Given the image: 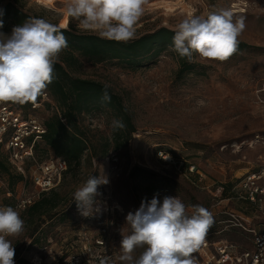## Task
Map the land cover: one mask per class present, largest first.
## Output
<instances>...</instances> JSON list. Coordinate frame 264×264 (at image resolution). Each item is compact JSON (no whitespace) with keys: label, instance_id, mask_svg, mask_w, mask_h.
I'll return each instance as SVG.
<instances>
[{"label":"rangeland","instance_id":"1","mask_svg":"<svg viewBox=\"0 0 264 264\" xmlns=\"http://www.w3.org/2000/svg\"><path fill=\"white\" fill-rule=\"evenodd\" d=\"M163 1H182V6L168 11L160 4ZM7 4L59 29L66 18V29L71 25L80 33L98 35L84 30L77 19L67 14L66 0H54L52 4L42 0H0V10ZM221 8L231 9L234 19L244 18L245 28L238 41L253 49L226 61L201 58L196 53L192 61L201 69L183 78L178 77V64L168 51L154 64L137 71L79 59V67L71 70V75L107 85L119 95L132 114L136 132L127 146L117 152L110 150L105 159H90L85 154L81 166L67 172L55 189L62 201L50 215L32 222L27 216L22 218L23 233L8 238L15 248L14 264H29L35 257L47 264L56 263L77 253L84 237L108 238L117 253L116 264H120L121 232L126 235L130 230L126 215L153 197L162 202L165 196H177L189 214L194 205L206 208L213 217L206 233L213 239L235 240L233 229L221 232L229 226V217L223 212L256 221L258 213L239 204L230 189L243 175L256 170L262 157L261 147L252 144V139L257 134L264 135V0H147L135 26L134 39L161 28L175 31L186 16H206ZM11 31L0 29L5 35ZM62 56L60 53L58 61ZM55 113L58 114L55 108L42 109L36 117L45 122ZM112 123L108 113L102 111L81 117L97 152L105 139L111 138ZM40 148L41 160L53 155L43 143ZM159 151L182 164L181 169L165 165L158 157ZM189 167L195 170L190 173ZM91 175L104 176L108 183L98 186L100 195L96 199L101 203V212L84 217L73 194ZM0 179L7 183V177ZM24 181L23 178L14 190L22 189ZM26 190L32 192L34 188L28 183ZM239 239L243 246H249L244 238Z\"/></svg>","mask_w":264,"mask_h":264},{"label":"clouds","instance_id":"2","mask_svg":"<svg viewBox=\"0 0 264 264\" xmlns=\"http://www.w3.org/2000/svg\"><path fill=\"white\" fill-rule=\"evenodd\" d=\"M147 0H66L67 14L77 19L84 30L95 31L102 39L128 42L136 36V24L144 13ZM2 15V11H0ZM0 28L3 20L0 19ZM245 28L243 17L234 19L229 8L206 16L191 14L175 28L173 50L181 58L228 60L238 48V37ZM68 47L63 32L43 18L29 17L12 28L10 35L0 32V102L26 103L43 95L54 78V65ZM105 85L102 100L110 102ZM114 129L125 127L113 120ZM104 176H89L78 187L73 199L84 217L101 212L96 199L98 186L107 184ZM130 226L120 242V264H196L193 253L200 248L213 223L211 213L200 205L189 214L177 196L156 197L142 201L139 208L126 215ZM25 229L19 211L0 206V264H14L15 248L9 237H18ZM142 251L136 255V251ZM100 264H112L105 257Z\"/></svg>","mask_w":264,"mask_h":264},{"label":"trees","instance_id":"3","mask_svg":"<svg viewBox=\"0 0 264 264\" xmlns=\"http://www.w3.org/2000/svg\"><path fill=\"white\" fill-rule=\"evenodd\" d=\"M0 11H2L0 19L3 20V28L0 29L4 30H12L14 26L22 25L31 17L12 4H7ZM60 30L67 38L68 47L61 52L63 53L61 61L54 65L55 78L45 90L55 102L59 115L55 113L45 121L47 132L43 144L55 157L67 163V172L79 168L85 154L90 159H105L110 150L114 152L121 150L128 145L136 132L132 114L119 95L108 87L111 100L105 102L102 100L105 85L71 75L70 71L79 67L80 58L92 64L112 63L121 68L137 71L154 64L162 53L168 51L178 64L179 78L201 69L199 65L187 58H181L173 50L175 31L166 28L128 42H116L102 39L98 35L80 33L71 25L68 29ZM251 49L253 47L239 41L237 51L233 55ZM195 54L193 53V57ZM97 111L107 112L112 120H120L125 125L122 129H112L111 138L105 139L100 152H97L89 130L81 124L82 116ZM40 146H37L38 154ZM0 176L7 177V184L11 190L23 181V177L14 173L4 156H0ZM61 201L60 196L52 190L41 195L21 218L27 216L31 222L39 220L56 210Z\"/></svg>","mask_w":264,"mask_h":264},{"label":"built area","instance_id":"4","mask_svg":"<svg viewBox=\"0 0 264 264\" xmlns=\"http://www.w3.org/2000/svg\"><path fill=\"white\" fill-rule=\"evenodd\" d=\"M53 108L59 115L47 91L32 102H0V151L14 173L25 180L22 189L11 190L0 179V206H12L21 216L41 195L55 190L67 172V163L64 160L54 155L41 160L37 152V146L43 143L47 130L45 122L40 121L36 114L42 109ZM252 144L259 145L262 149L260 164L256 170L238 179L232 185L230 193L239 204L253 208L259 217L255 221L239 214L223 212V215L229 217L226 222L229 226L221 232L224 233L228 228L233 229L235 240L229 242L213 239L206 233L200 248L193 253L196 264H264V135H255ZM157 154L165 165L181 169L182 164L173 161L166 152L159 151ZM188 170L192 173L195 169L189 167ZM28 183L33 186L34 191L26 190ZM108 212L109 207L105 209V215ZM239 238H244L249 246H243ZM79 245L77 253L53 264H100L105 257L111 258L112 264L117 263V253L108 238L90 240L84 237ZM29 264L47 263L35 257Z\"/></svg>","mask_w":264,"mask_h":264},{"label":"bare ground","instance_id":"5","mask_svg":"<svg viewBox=\"0 0 264 264\" xmlns=\"http://www.w3.org/2000/svg\"><path fill=\"white\" fill-rule=\"evenodd\" d=\"M42 1L45 2V3H48V4H52L54 0H42ZM181 2L182 1H179L177 3H172V2H168V1H163L160 4L163 5L168 11H174V10L178 9V8L174 9L176 6H179V7L182 6ZM67 24H68V21H67L66 18H64L61 21L60 28L61 29H66L67 28Z\"/></svg>","mask_w":264,"mask_h":264}]
</instances>
